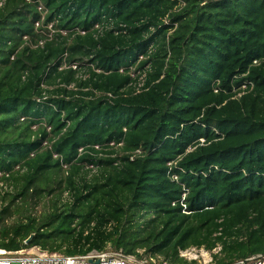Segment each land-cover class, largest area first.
<instances>
[{
	"label": "trees",
	"instance_id": "1",
	"mask_svg": "<svg viewBox=\"0 0 264 264\" xmlns=\"http://www.w3.org/2000/svg\"><path fill=\"white\" fill-rule=\"evenodd\" d=\"M40 1L42 46L36 5L0 8V249L264 261V0ZM101 15L126 33L95 41Z\"/></svg>",
	"mask_w": 264,
	"mask_h": 264
},
{
	"label": "built area",
	"instance_id": "2",
	"mask_svg": "<svg viewBox=\"0 0 264 264\" xmlns=\"http://www.w3.org/2000/svg\"><path fill=\"white\" fill-rule=\"evenodd\" d=\"M28 2L36 5L38 12V19L34 23V28L38 31L39 34L44 36V39L38 42V46H42L45 41H50L53 38V33L56 32L53 30V22L46 24V19L49 14V10L45 4H43L40 0H27ZM4 0H0V8L3 6ZM105 16L102 17L104 19ZM57 18L54 20L56 21ZM93 34L92 37L94 40H98V38L102 37L105 33L109 32L114 36H118L119 34H125V25L118 24L116 26V22L114 19L109 18L107 20H102L100 23H97L92 28ZM60 34L66 35V30L59 31ZM87 32L75 28L74 35H85ZM24 40L27 38L24 37ZM35 46V45H34ZM66 54L62 59L61 68L72 69L76 72L75 78L79 79V82H84L89 78V74L86 73L88 68L93 69V72L96 74L102 73L101 70L93 68L94 66L88 62L86 58L76 61L71 65H66ZM256 62H254L255 64ZM122 72V70L120 71ZM129 74L133 81L130 83L131 86L135 87L137 90L143 86L144 78H145V68L142 70L136 69V66L131 67ZM71 88L70 90H77L78 88L73 83L68 86ZM245 88L244 85L241 87ZM42 100L46 99V96L43 94ZM176 179V178H175ZM11 190L8 187L7 183L0 181V193L2 191ZM2 206L0 202V207ZM27 241L24 243L26 244ZM191 249V248H190ZM187 251V250H184ZM179 252V257L184 258L186 260V256ZM187 264H191L187 261ZM212 262V260H211ZM210 262V264H211ZM195 263V262H194ZM252 263V262H251ZM264 261L259 262L256 261L252 264H263ZM0 264H169L167 261H164L161 257H152L149 255H145L143 250H137L136 254H125L121 250H113L110 247L104 251L91 250L84 254L80 255H65L59 252H48L42 251L37 247H31L19 251H6L0 249ZM240 264H244L240 262Z\"/></svg>",
	"mask_w": 264,
	"mask_h": 264
},
{
	"label": "clouds",
	"instance_id": "3",
	"mask_svg": "<svg viewBox=\"0 0 264 264\" xmlns=\"http://www.w3.org/2000/svg\"><path fill=\"white\" fill-rule=\"evenodd\" d=\"M43 3V2H42ZM44 4V3H43ZM47 7V6H46ZM48 8V7H47ZM49 10V9H48ZM103 16H105V15H101V18H100V21L99 22H95L94 24H92V26H91V28L89 29L90 30V32L93 34V31H92V28H93V26L95 25V24H97V23H100L102 20H107V19H109V18H106V17H104V19H102V17ZM105 35V34H104ZM103 35V36H104ZM102 36V37H103ZM101 38V37H100ZM100 38H98V40L100 39ZM98 40H95V41H98ZM71 41V38H70V40H69V42ZM149 53H150V51H149ZM67 55V54H66ZM93 57H94V55L93 54H88L87 56H85V57H83L82 59H84V58H86L87 60H88V62L90 63V64H92L93 65V63H91L90 62V60L91 59H93ZM82 59H80V60H82ZM147 59H148V57H147ZM80 60H78V61H80ZM145 60V56L144 55H139L138 57H137V60H136V62H135V64H134V66L135 65H138L141 61H144ZM74 62H76V61H74ZM74 62H71V63H69V64H66V65H71L72 63H74ZM254 62H256V61H254ZM65 63H66V61H65ZM62 65V64H61ZM61 65H60V67H59V69H62L61 68ZM127 65H128V62H127ZM94 66V65H93ZM131 67H133V66H123V67H121L118 71L120 72L121 70H122V72H120V73H124V72H126V74L127 75H129V77L131 78V76H130V74H129V71H130V68ZM149 67V65H146L144 68L145 69H147ZM93 68H95V67H93ZM143 68V69H144ZM63 69H66V68H63ZM67 70H69V69H67ZM139 70V69H138ZM75 75H76V73H75ZM145 79V78H144ZM132 81H133V79H132ZM131 81V82H132ZM84 82H86V81H84ZM130 82V83H131ZM144 82H145V80H144ZM75 85H77L78 83H82V82H79V79H76V81L75 82H73ZM129 83V84H130ZM77 87V86H76ZM242 87V86H241ZM78 88V87H77ZM142 88V87H141ZM141 88H140V90H141ZM77 90H82L81 88H78ZM87 91H91L92 93H93V91L90 89V88H88L87 89ZM137 91V90H136ZM94 94V93H93ZM110 98H112V97H114L113 96V94H111V93H106Z\"/></svg>",
	"mask_w": 264,
	"mask_h": 264
},
{
	"label": "rangeland",
	"instance_id": "4",
	"mask_svg": "<svg viewBox=\"0 0 264 264\" xmlns=\"http://www.w3.org/2000/svg\"><path fill=\"white\" fill-rule=\"evenodd\" d=\"M37 210L40 211V208H37ZM217 251L218 249H215L212 252H208L203 249L191 248L187 251L182 252V254L186 256V260L191 264H210L212 260V254L217 253Z\"/></svg>",
	"mask_w": 264,
	"mask_h": 264
},
{
	"label": "water",
	"instance_id": "5",
	"mask_svg": "<svg viewBox=\"0 0 264 264\" xmlns=\"http://www.w3.org/2000/svg\"><path fill=\"white\" fill-rule=\"evenodd\" d=\"M30 239V238H29ZM29 239L27 241H29Z\"/></svg>",
	"mask_w": 264,
	"mask_h": 264
},
{
	"label": "bare ground",
	"instance_id": "6",
	"mask_svg": "<svg viewBox=\"0 0 264 264\" xmlns=\"http://www.w3.org/2000/svg\"><path fill=\"white\" fill-rule=\"evenodd\" d=\"M264 264V263H263Z\"/></svg>",
	"mask_w": 264,
	"mask_h": 264
}]
</instances>
